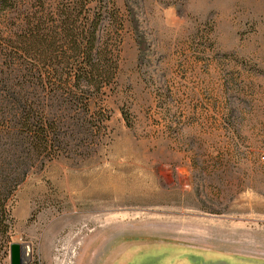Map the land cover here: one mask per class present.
I'll use <instances>...</instances> for the list:
<instances>
[{
  "label": "rangeland",
  "instance_id": "1",
  "mask_svg": "<svg viewBox=\"0 0 264 264\" xmlns=\"http://www.w3.org/2000/svg\"><path fill=\"white\" fill-rule=\"evenodd\" d=\"M102 1L117 12L102 37L115 76L88 92L84 125H60L58 154L16 152L0 105V154L11 178L29 169L8 199L10 246L32 244L30 264H264V0ZM42 8L0 7L12 105L11 40ZM23 92L67 122L80 108Z\"/></svg>",
  "mask_w": 264,
  "mask_h": 264
},
{
  "label": "trees",
  "instance_id": "2",
  "mask_svg": "<svg viewBox=\"0 0 264 264\" xmlns=\"http://www.w3.org/2000/svg\"><path fill=\"white\" fill-rule=\"evenodd\" d=\"M10 1L18 0H0V7H7ZM41 3L42 11L28 9L21 13L17 27L24 33L23 39L11 40L12 77L10 83L3 81V88L11 94L14 105L0 94V105H11L13 109L11 121L15 124L5 125L4 129L14 141L11 146L28 156L57 153L63 136L60 125H84L80 115L90 110L88 92L103 90L117 69L113 48L102 43L105 20L117 16L114 4L102 0ZM25 56L32 62H25ZM27 88L50 90L58 101H67L65 109L74 104L80 108L67 122L50 103L35 98L33 93H24ZM28 170H22L18 179L11 178V161L0 154V264L10 247L8 199Z\"/></svg>",
  "mask_w": 264,
  "mask_h": 264
},
{
  "label": "water",
  "instance_id": "3",
  "mask_svg": "<svg viewBox=\"0 0 264 264\" xmlns=\"http://www.w3.org/2000/svg\"><path fill=\"white\" fill-rule=\"evenodd\" d=\"M11 264H30L32 261L33 247L30 243H12L10 246ZM21 253L23 256H21Z\"/></svg>",
  "mask_w": 264,
  "mask_h": 264
},
{
  "label": "snow or ice",
  "instance_id": "4",
  "mask_svg": "<svg viewBox=\"0 0 264 264\" xmlns=\"http://www.w3.org/2000/svg\"><path fill=\"white\" fill-rule=\"evenodd\" d=\"M193 255H199V254H193ZM157 264H180L179 261H167L161 259L160 261L157 262ZM197 264H203V262H197Z\"/></svg>",
  "mask_w": 264,
  "mask_h": 264
},
{
  "label": "flooded vegetation",
  "instance_id": "5",
  "mask_svg": "<svg viewBox=\"0 0 264 264\" xmlns=\"http://www.w3.org/2000/svg\"><path fill=\"white\" fill-rule=\"evenodd\" d=\"M237 262H238V261H237ZM239 264H244V263H240V262H239Z\"/></svg>",
  "mask_w": 264,
  "mask_h": 264
}]
</instances>
